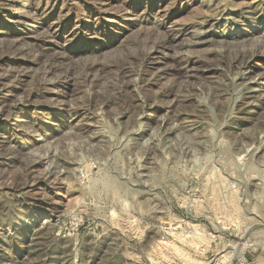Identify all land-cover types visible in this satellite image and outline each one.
Instances as JSON below:
<instances>
[{
	"label": "rangeland",
	"instance_id": "rangeland-1",
	"mask_svg": "<svg viewBox=\"0 0 264 264\" xmlns=\"http://www.w3.org/2000/svg\"><path fill=\"white\" fill-rule=\"evenodd\" d=\"M0 264H264V0H0Z\"/></svg>",
	"mask_w": 264,
	"mask_h": 264
}]
</instances>
